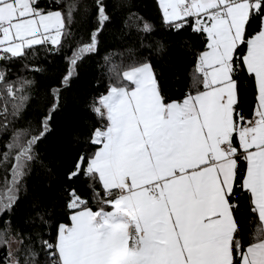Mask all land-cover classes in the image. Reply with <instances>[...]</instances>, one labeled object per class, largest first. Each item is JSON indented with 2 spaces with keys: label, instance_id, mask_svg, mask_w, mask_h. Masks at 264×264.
<instances>
[{
  "label": "snow or ice",
  "instance_id": "snow-or-ice-1",
  "mask_svg": "<svg viewBox=\"0 0 264 264\" xmlns=\"http://www.w3.org/2000/svg\"><path fill=\"white\" fill-rule=\"evenodd\" d=\"M39 3L0 0V61L26 58L36 46L60 52L73 39L68 25L78 5H66L65 14ZM94 3L97 26L89 43L71 48L65 86L110 22L105 0ZM159 6L168 27L190 25L205 37L191 89L167 101L150 62L114 66L116 82L93 107L107 121L92 134L96 150L80 155L68 174L88 181L98 207L69 191L70 222L58 226L55 242L40 241L46 264H264V0H159ZM142 30L151 32V25ZM245 73L256 90L251 116L240 109ZM7 92L17 99L11 85ZM53 96L38 130L13 131L0 152L6 173L0 217L17 203L36 146L51 130L60 90ZM26 99L13 104V117ZM8 115L5 105L0 132L8 130ZM243 195L255 217L248 223L256 225L247 234L238 215ZM10 231V222L0 230V247H7L2 264H39L40 252ZM12 243L20 246L15 252Z\"/></svg>",
  "mask_w": 264,
  "mask_h": 264
},
{
  "label": "trees",
  "instance_id": "trees-1",
  "mask_svg": "<svg viewBox=\"0 0 264 264\" xmlns=\"http://www.w3.org/2000/svg\"><path fill=\"white\" fill-rule=\"evenodd\" d=\"M69 3L78 5L68 25L73 39L60 52L50 51V45L36 46L26 58L0 61V70L5 72V80L0 83V110L6 105L9 113L8 130L0 132V152L13 131L38 130L55 102L53 91L60 90L59 107L49 122L51 130L36 146L37 160L25 177L19 199L10 212L0 217V230L10 222V235L24 239L25 244L40 252L39 264H46L40 241L55 242L58 226L69 223L70 190L76 189L93 210L98 207L87 187L88 181L69 180L68 174L80 155H90L96 150L91 137L105 121L92 112L91 100L105 95L110 84L116 82L114 66L123 70L130 64L150 62L165 99L181 100L191 89L197 57L206 49L205 37L194 33L190 25L180 31L168 27L156 0H105L111 19L98 37L97 50L78 63L76 74L65 86L62 81L71 48L89 43L90 33L97 26L95 3L94 0H40L39 3L45 11L61 10L65 14ZM145 23L151 25V32L142 30ZM250 31H255V26ZM239 83L240 109L251 116L255 104L254 81L245 73L239 77ZM8 85L13 87L17 99L8 95ZM20 97L27 99L19 116L13 117L12 106L20 102ZM3 121L4 117L0 116V123ZM5 174V168L0 166V184ZM239 199L238 215L245 222L247 234L256 226L248 223L255 221V217L250 212L249 197L243 195ZM18 247L15 243L12 250L15 252ZM6 255L7 247H0V264ZM17 255L22 258L23 252Z\"/></svg>",
  "mask_w": 264,
  "mask_h": 264
},
{
  "label": "crops",
  "instance_id": "crops-1",
  "mask_svg": "<svg viewBox=\"0 0 264 264\" xmlns=\"http://www.w3.org/2000/svg\"><path fill=\"white\" fill-rule=\"evenodd\" d=\"M156 2H157V5H158V8H159V10H160V13H161V15H162V18H163V14H162V10H161V8H160V6H159V0H156ZM163 20H164V18H163ZM206 50V49H205ZM204 50V51H205ZM202 53V52H201ZM255 87V86H254ZM107 94V93H106ZM105 94V95H106ZM255 96H256V90H255ZM95 101V100H94ZM91 108H92V106H91ZM92 110V112L98 117V115L93 111V109H91ZM100 118V117H99ZM107 124V121L105 120V125ZM105 125H102V127H100V125L98 126V128H103ZM70 222V221H69ZM56 236H57V234H56Z\"/></svg>",
  "mask_w": 264,
  "mask_h": 264
},
{
  "label": "rangeland",
  "instance_id": "rangeland-1",
  "mask_svg": "<svg viewBox=\"0 0 264 264\" xmlns=\"http://www.w3.org/2000/svg\"><path fill=\"white\" fill-rule=\"evenodd\" d=\"M99 99H97V100H91V103H92V108L91 109H93V107H94V105L96 104V102L98 101ZM99 117V116H98ZM105 121V120H104ZM100 127H102V125H100ZM15 246V243H12V245H11V248L13 249V247Z\"/></svg>",
  "mask_w": 264,
  "mask_h": 264
}]
</instances>
